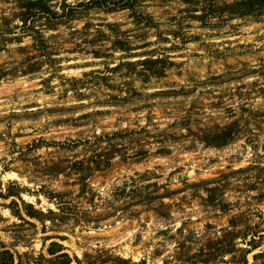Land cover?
I'll list each match as a JSON object with an SVG mask.
<instances>
[{
    "label": "rangeland",
    "instance_id": "rangeland-1",
    "mask_svg": "<svg viewBox=\"0 0 264 264\" xmlns=\"http://www.w3.org/2000/svg\"><path fill=\"white\" fill-rule=\"evenodd\" d=\"M88 1L23 25L0 0V241L70 264H264V7ZM147 57L172 63L152 76Z\"/></svg>",
    "mask_w": 264,
    "mask_h": 264
},
{
    "label": "trees",
    "instance_id": "trees-1",
    "mask_svg": "<svg viewBox=\"0 0 264 264\" xmlns=\"http://www.w3.org/2000/svg\"><path fill=\"white\" fill-rule=\"evenodd\" d=\"M46 1L47 0H19L20 15L23 25H26L29 20L35 22L37 19L40 20L44 16L56 18L60 15L57 11L48 7ZM134 2L135 0H120L119 7L121 9L134 10ZM102 4H104L105 7L109 6L107 0H90L86 3H82V5L88 6V8L101 6ZM226 7L230 9L231 13L247 15L263 8L264 0H236L232 4H227ZM109 9L113 10L114 7ZM140 17L143 19L142 15H140L139 18ZM146 20L149 19L146 18ZM30 27L34 28V26ZM96 54L99 55V53ZM158 63H161L162 67L160 70L157 69V71H155ZM167 63L171 64L172 62H169L164 57L155 59L147 57L137 62V64L142 65L144 69H148L152 76H160L161 74H164V68L167 67ZM129 64L132 63L130 62ZM27 207L29 208V215L31 217H38L39 213L40 215L42 214L34 209L31 204H28ZM225 252H227V250ZM48 253L52 255L49 258L45 257L42 253L36 258L29 257L27 253L15 254L10 249L6 248L4 243L0 241V264H43V261H46L49 264H70L72 261L71 257L67 253L61 252V245L59 243H51ZM77 264H82V261L77 260ZM117 264H131V261L129 259L118 258Z\"/></svg>",
    "mask_w": 264,
    "mask_h": 264
}]
</instances>
